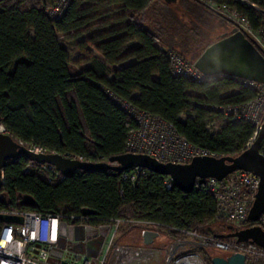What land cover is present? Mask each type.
<instances>
[{
	"label": "trees",
	"instance_id": "trees-1",
	"mask_svg": "<svg viewBox=\"0 0 264 264\" xmlns=\"http://www.w3.org/2000/svg\"><path fill=\"white\" fill-rule=\"evenodd\" d=\"M55 1L0 0V124L6 132L52 152L109 159L125 153L131 132L138 128L122 101L159 115L190 142L219 156H237L257 137L252 123L226 118L223 112L254 100L253 87L226 75L197 81L172 72L170 52L194 63L219 37L206 42L208 31L196 24H184L187 28L179 31L161 14L147 18L155 0H72L60 19L48 12ZM176 1L158 0L161 8L179 17L173 9ZM205 1L180 4L193 9V17L199 13L200 19L220 20L221 12ZM214 1L238 12L264 35V0ZM63 41L85 53L89 65L73 64ZM4 174L0 209L68 216L90 211L88 222L97 226L134 219L157 223L151 228L166 230L172 239L188 231L233 239L222 236L231 232L232 224L217 218L216 201L204 184L185 193L174 182L167 184L169 176L151 171L135 181L100 170L61 179L24 155L9 160ZM25 196L35 204L23 205ZM247 264H264V258Z\"/></svg>",
	"mask_w": 264,
	"mask_h": 264
},
{
	"label": "built area",
	"instance_id": "built-area-1",
	"mask_svg": "<svg viewBox=\"0 0 264 264\" xmlns=\"http://www.w3.org/2000/svg\"><path fill=\"white\" fill-rule=\"evenodd\" d=\"M71 2L72 0H56L48 8V12L53 18L60 19ZM231 18L239 29L249 34L264 49V35L253 31L246 18L235 11L231 12ZM170 60L175 75L197 81L210 79L199 71L194 63L177 52H170ZM239 80L244 85L253 87L257 95L254 100L247 103L224 107L223 112L226 118L233 115L236 120L245 119L252 123L257 135L264 115V84ZM120 104L138 122V128L131 132L126 142L125 153H145L161 162L180 164L189 163L197 156L219 157L216 153L190 142L159 115L122 101ZM2 127L4 129L0 132H6V128L3 125ZM28 146L37 153L52 152L32 144ZM63 155L70 159L91 161L84 156ZM98 161L117 165L108 158ZM45 167L53 170L58 178L66 177L54 165L45 164ZM148 172L150 170L146 168L135 167L122 173L125 178L135 181L138 177L146 176ZM2 178L1 189L5 183L4 171ZM50 181L52 182L53 179L50 178ZM172 182L170 178L167 184L170 185ZM204 185L216 201L217 218H225L239 229L245 228L246 225L247 227L260 225L264 228V214L258 221L249 220V212L260 185L258 175L247 170H236L222 180L209 178ZM0 214L22 217L21 223H7L0 220V264H119L120 255L126 249L114 245L117 231L125 225L136 224L143 228L157 226V223L151 221L134 219H115L108 225L97 226L88 222V215L68 216L62 212L42 213L33 209L1 208ZM105 228H108L107 234L104 233ZM187 234L201 238L196 245L199 247H203L204 244L206 247L217 248L223 253L240 252L246 255L247 261L258 257L264 258V247L255 243L238 242L236 239L222 240L203 236L198 231H188Z\"/></svg>",
	"mask_w": 264,
	"mask_h": 264
},
{
	"label": "water",
	"instance_id": "water-1",
	"mask_svg": "<svg viewBox=\"0 0 264 264\" xmlns=\"http://www.w3.org/2000/svg\"><path fill=\"white\" fill-rule=\"evenodd\" d=\"M231 32L223 33L219 39L207 46L194 61L195 67L205 76L219 75L249 80L264 84V49L249 34L238 28L236 22ZM165 52H167L165 50ZM264 140V122L257 137L237 156H197L189 163L161 162L145 153H124L109 158L113 165L105 161H80L70 159L61 153H37L29 144L8 132H0V189L3 186V171L9 160L12 162L22 155L38 164L54 165L66 177L74 176L79 170H100L118 175L125 170L143 167L151 172L169 176L185 193L192 192L197 184H205L209 178L224 179L236 170H247L260 177V185L249 212V220L258 221L264 214V153L261 151ZM22 204L33 206L34 199L25 196ZM85 211V214H90ZM0 220L7 223H21L22 217L0 214ZM231 232L222 235L238 242H250L264 247V228L252 225L245 228L230 226ZM159 232L145 228L143 241L151 245ZM212 264H247V257L240 252L222 253L212 257Z\"/></svg>",
	"mask_w": 264,
	"mask_h": 264
},
{
	"label": "rangeland",
	"instance_id": "rangeland-1",
	"mask_svg": "<svg viewBox=\"0 0 264 264\" xmlns=\"http://www.w3.org/2000/svg\"><path fill=\"white\" fill-rule=\"evenodd\" d=\"M205 2L209 6L216 8L221 12L220 15L222 16H219V17H220V20L222 21L218 19H210V20L200 19L199 18L200 16L197 15L199 13L195 14L197 18L193 17V14H194L193 9L188 10L186 7L181 8L180 0L176 1L175 3L176 5L173 6L174 8L172 7L173 9L176 10L179 17H176V15H174L175 12L173 13L171 9L161 8L162 6L159 4L158 0L154 1V5L147 12L146 17L151 18V19H157V18H160L159 16L161 14V16L167 17V20H166L167 23H171L172 21L173 24L178 27L177 30L179 31L180 30L184 31L185 30L184 28H187V27H182L184 26V24H187L190 27H193L194 24H196L199 30H202L203 32L208 31L206 35L207 37L206 42H211V41L216 40L217 37H220L223 33L231 32L234 25L229 23L226 19H224L225 17L232 19L231 12L227 8L219 7L218 4L214 0H206ZM191 19H193L195 22H192ZM210 23H212L211 30L206 29L207 26H210L209 25ZM200 26L202 27L200 28ZM81 39L83 40L86 39V35L81 36ZM63 42L70 50V59L73 64H75L79 68L89 65V60L86 57L85 53L80 51L73 43L65 42V41ZM90 49L94 54L98 55V52L94 48L91 47ZM184 117L185 115L183 116V118ZM1 128H3L2 124H0V129ZM107 232H108V228H105L104 233L107 234ZM141 235H142L141 227L139 225H136V224L125 225L117 231L115 235L114 245L115 246L137 245L141 241ZM163 235L164 233L161 232L160 236L162 237ZM76 247L78 246L76 245ZM222 253L223 252L221 250H218L217 248H207L204 244H203V247L196 246V247H190V248L183 249V250L179 248L177 251H175L174 253L170 255L169 259H166L164 263L162 264H181L182 262H184L185 264H212L208 258V255H210V257H214L217 255H221Z\"/></svg>",
	"mask_w": 264,
	"mask_h": 264
},
{
	"label": "crops",
	"instance_id": "crops-1",
	"mask_svg": "<svg viewBox=\"0 0 264 264\" xmlns=\"http://www.w3.org/2000/svg\"><path fill=\"white\" fill-rule=\"evenodd\" d=\"M145 228H141L142 231ZM159 232V235L154 239L151 245H146L141 235V241L134 246H118L126 250L120 255L119 264H162L170 255L177 251L190 247H196L201 241L199 236L187 234L183 238L172 239L169 237L166 230L154 229ZM164 235L161 237L160 233ZM185 264V263H184Z\"/></svg>",
	"mask_w": 264,
	"mask_h": 264
},
{
	"label": "bare ground",
	"instance_id": "bare-ground-1",
	"mask_svg": "<svg viewBox=\"0 0 264 264\" xmlns=\"http://www.w3.org/2000/svg\"><path fill=\"white\" fill-rule=\"evenodd\" d=\"M0 131H3V128H1ZM181 264H184V262H182Z\"/></svg>",
	"mask_w": 264,
	"mask_h": 264
},
{
	"label": "flooded vegetation",
	"instance_id": "flooded-vegetation-1",
	"mask_svg": "<svg viewBox=\"0 0 264 264\" xmlns=\"http://www.w3.org/2000/svg\"><path fill=\"white\" fill-rule=\"evenodd\" d=\"M207 248H214V247H211V246H207Z\"/></svg>",
	"mask_w": 264,
	"mask_h": 264
}]
</instances>
